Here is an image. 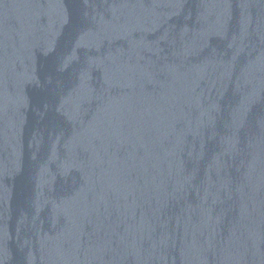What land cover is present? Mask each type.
I'll list each match as a JSON object with an SVG mask.
<instances>
[{"label":"water","instance_id":"water-1","mask_svg":"<svg viewBox=\"0 0 264 264\" xmlns=\"http://www.w3.org/2000/svg\"><path fill=\"white\" fill-rule=\"evenodd\" d=\"M0 264H264V0H0Z\"/></svg>","mask_w":264,"mask_h":264}]
</instances>
